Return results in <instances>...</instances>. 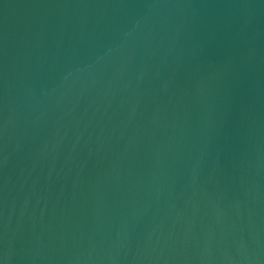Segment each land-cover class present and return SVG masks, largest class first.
<instances>
[{"label":"water","instance_id":"95a60500","mask_svg":"<svg viewBox=\"0 0 264 264\" xmlns=\"http://www.w3.org/2000/svg\"><path fill=\"white\" fill-rule=\"evenodd\" d=\"M0 264H264V0H0Z\"/></svg>","mask_w":264,"mask_h":264}]
</instances>
